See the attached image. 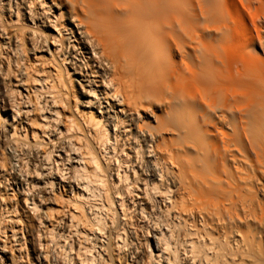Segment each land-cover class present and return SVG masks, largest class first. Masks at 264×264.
Listing matches in <instances>:
<instances>
[{
  "label": "bare ground",
  "instance_id": "6f19581e",
  "mask_svg": "<svg viewBox=\"0 0 264 264\" xmlns=\"http://www.w3.org/2000/svg\"><path fill=\"white\" fill-rule=\"evenodd\" d=\"M0 264H264V0H0Z\"/></svg>",
  "mask_w": 264,
  "mask_h": 264
},
{
  "label": "rangeland",
  "instance_id": "374dc122",
  "mask_svg": "<svg viewBox=\"0 0 264 264\" xmlns=\"http://www.w3.org/2000/svg\"><path fill=\"white\" fill-rule=\"evenodd\" d=\"M14 188L17 189V186L16 187L14 186Z\"/></svg>",
  "mask_w": 264,
  "mask_h": 264
}]
</instances>
